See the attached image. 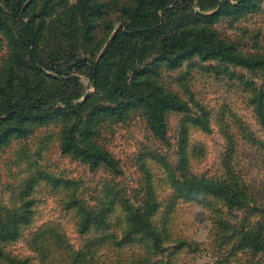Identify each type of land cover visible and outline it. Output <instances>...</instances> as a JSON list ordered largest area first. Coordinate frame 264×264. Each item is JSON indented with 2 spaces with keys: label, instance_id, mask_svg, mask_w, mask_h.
<instances>
[{
  "label": "rangeland",
  "instance_id": "374dc122",
  "mask_svg": "<svg viewBox=\"0 0 264 264\" xmlns=\"http://www.w3.org/2000/svg\"><path fill=\"white\" fill-rule=\"evenodd\" d=\"M83 1L0 0V264H264V253L253 258L233 253L224 237L241 224L247 208L230 213L224 198L199 192L197 200L211 207L177 199L164 217L178 182L229 178L222 165L228 137L235 147L230 171L241 177L255 203H264V119L254 113L251 89L239 81L264 90V73L197 57L177 68L161 65L157 85L189 107L187 113L166 112V143L153 135L141 110L98 123L83 140L84 117L92 108L83 105L112 102L96 94L89 62H98L124 28L121 8L134 0H90L101 6V14L90 19ZM191 8L201 13L195 2ZM211 29L235 52L264 59V0L256 12L218 17ZM6 98L48 105L8 113ZM200 108L207 112L209 130L188 123L184 171L177 148L181 121L201 118ZM89 144L113 163L90 166L83 155ZM143 166L159 206L152 220L164 222L169 233L162 253L116 247L110 240L124 231V204L141 209L146 201ZM81 209L93 220L103 216L105 227L83 229Z\"/></svg>",
  "mask_w": 264,
  "mask_h": 264
},
{
  "label": "trees",
  "instance_id": "16d2710c",
  "mask_svg": "<svg viewBox=\"0 0 264 264\" xmlns=\"http://www.w3.org/2000/svg\"><path fill=\"white\" fill-rule=\"evenodd\" d=\"M261 1L233 0V3L229 4L226 0H134L130 6H123L121 15L125 18L124 28L121 27L114 33L98 62H89L90 78L96 88V94L105 96L101 102L106 99L112 102L103 106L96 104L93 106V104L88 105L87 101L83 105L82 108H92L84 117L80 137L85 140L100 122H117L123 119L125 113L141 110L146 116L147 124L153 135L166 143V112L187 113L189 107L186 102L175 95L165 93L157 85L155 78L161 65L177 68L183 62L197 57L204 62L218 61L227 65L258 69L264 73L263 58H247L235 52L211 29L213 21L220 16L237 14L242 11L256 12ZM194 2L201 13L208 10L216 11L207 16L196 13L191 8ZM81 8L83 14L89 16L88 19L101 14V6L94 2L91 3L90 0H84ZM31 26L32 23L25 24L29 39ZM153 53L154 56L149 58V55ZM27 55L34 58L29 52ZM129 72L131 75L128 76ZM239 81L251 89L254 113L262 121L264 119V90L253 83H245L243 79ZM71 82L75 83L76 80ZM63 103L68 105L69 101H63ZM5 105L7 107L5 112L18 113L22 109L38 112L48 104L38 100L20 104L15 99L6 98ZM199 111L201 118H188L181 121L177 148L179 167L184 171L189 158L188 125L198 126L206 132L209 130L207 112L201 108ZM227 143L222 165L228 171L229 178L223 181L204 182L184 177L182 184L179 182L175 184L178 193L164 212V217L169 218L177 199L187 202L195 201L204 207H211L209 203L197 200L196 193L199 192L224 198L230 213L232 209L247 208L241 224L232 226L229 236L223 235L233 253L248 252L253 258L264 253V203H255L247 193L241 177L230 171V168L233 169L231 162L235 155V147L231 137L227 138ZM83 155L90 166L113 163L105 151L91 144L85 148ZM162 164L171 179L168 165L164 161ZM143 169L147 175L145 178L146 201L141 209H133L124 204V231L121 236L114 235L110 240L116 247L139 245L147 248L150 253H162L165 251L163 250V238L166 239L169 233L166 231L164 222L155 224L152 220L159 206L153 194L150 176L144 166ZM80 215V226L83 229L105 227L103 216H97L93 220V214L82 209ZM253 218L255 220H252ZM224 228V230L229 229L227 225Z\"/></svg>",
  "mask_w": 264,
  "mask_h": 264
}]
</instances>
